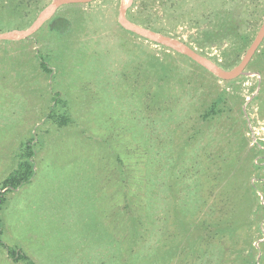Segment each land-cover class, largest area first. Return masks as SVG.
Listing matches in <instances>:
<instances>
[{
	"label": "rangeland",
	"instance_id": "rangeland-1",
	"mask_svg": "<svg viewBox=\"0 0 264 264\" xmlns=\"http://www.w3.org/2000/svg\"><path fill=\"white\" fill-rule=\"evenodd\" d=\"M52 1L0 0V33ZM126 1L61 5L26 39L0 40V184L34 153L30 181L4 195L0 264H26L7 249L32 264H264V38L224 81L123 29ZM125 16L229 71L264 0H132ZM239 181L262 206L249 230L203 233L211 215L239 235L244 219L225 213Z\"/></svg>",
	"mask_w": 264,
	"mask_h": 264
},
{
	"label": "water",
	"instance_id": "water-1",
	"mask_svg": "<svg viewBox=\"0 0 264 264\" xmlns=\"http://www.w3.org/2000/svg\"><path fill=\"white\" fill-rule=\"evenodd\" d=\"M93 1L95 0H53L49 5H47L38 14L37 18L27 29L14 30V31L6 32V33H0V40L6 41V40L26 39L27 37L35 33L37 30H39V28L43 25L46 19L49 16H51L57 10V8L60 7L61 5L87 4ZM131 2L132 0H127L120 7L119 12H118V23L123 29L145 40L151 41L155 44L166 47L168 49H171L179 54H182L188 57L193 62L203 67L208 72H210L212 75L224 81H230L241 75L246 74L245 68L248 65L252 55L257 50L258 46L260 45L261 41L264 38V22H263V24L259 28L257 35L255 36L254 40L250 44L249 48L247 49L245 55L243 56L239 64L229 71H224L220 67L216 66L214 63L209 61L208 59L199 55L197 52H195L185 43H182L176 39H172V38L160 35L153 30H150L143 26L136 25L130 20H128L125 14H126L127 8L131 5Z\"/></svg>",
	"mask_w": 264,
	"mask_h": 264
},
{
	"label": "trees",
	"instance_id": "trees-1",
	"mask_svg": "<svg viewBox=\"0 0 264 264\" xmlns=\"http://www.w3.org/2000/svg\"><path fill=\"white\" fill-rule=\"evenodd\" d=\"M53 28H55V27H53ZM40 67L45 72H49V69L46 67V65L43 62H40ZM58 121H60L59 125H66L69 122V119L67 116L64 115V116L60 117L58 119ZM33 156H34V153L30 150V144H27L25 150L19 155V161L17 163L16 168L1 182V184H0V209H1V206L3 205V202L5 201L4 195L7 192L16 190L17 188L21 187L22 185L28 183L30 181V179L32 178V176H33V165H32L31 160H32ZM240 172H241V169H240ZM236 185H237V187L235 189L236 199L234 201H230L229 204H227L228 206L225 207L227 212H225V213L228 214V212L230 211V213H232L234 216L238 215L239 218L244 219V222L242 223L243 227H242V230L239 233V235L237 237H235V236H232L231 234H229V232L227 231L229 227L227 228V226L221 224L222 223L221 219L223 217L221 219H218V221H214L213 219H210L211 215L208 217V215L206 216V213H204L206 218L203 220L202 226H201V230L203 233L205 232L207 234H213V235L220 234L221 237L226 238V240H229V239L239 240L240 236L245 235L244 233L247 230H249V227L251 225L250 224L251 223L250 217H251V212L253 211V208L255 209L257 207H259V208L262 207L261 205H259L260 203L258 201L257 195L252 194V193H254V187H256V185L251 184V185L247 186L248 189L245 188L244 183H242V185H241L240 181ZM248 204L250 205V207L247 211V208L245 209V206ZM227 207H231V208L227 209ZM211 223L214 224L213 227H215V228L211 229L210 227H208V225ZM219 229H220V231H219ZM0 246H3V244L1 242H0ZM210 247H211V245H210ZM252 249L254 251V248H252ZM7 256L13 262L24 261L26 264H32L30 259L26 255L22 254L19 251L7 249ZM249 264H255V260H253Z\"/></svg>",
	"mask_w": 264,
	"mask_h": 264
}]
</instances>
